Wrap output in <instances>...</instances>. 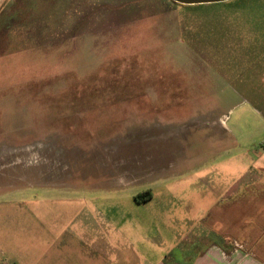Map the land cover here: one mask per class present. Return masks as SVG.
Returning a JSON list of instances; mask_svg holds the SVG:
<instances>
[{
	"label": "rangeland",
	"instance_id": "obj_1",
	"mask_svg": "<svg viewBox=\"0 0 264 264\" xmlns=\"http://www.w3.org/2000/svg\"><path fill=\"white\" fill-rule=\"evenodd\" d=\"M263 151L264 0H0L1 258L42 211L181 261Z\"/></svg>",
	"mask_w": 264,
	"mask_h": 264
},
{
	"label": "crops",
	"instance_id": "obj_2",
	"mask_svg": "<svg viewBox=\"0 0 264 264\" xmlns=\"http://www.w3.org/2000/svg\"><path fill=\"white\" fill-rule=\"evenodd\" d=\"M255 166L262 170L255 181L233 182L224 196L220 187L217 193L215 187L210 193L209 187L201 195L204 209L185 213L191 226L182 229L181 261L163 255L152 260L143 252L123 248L120 230L116 240L110 241L115 234L110 228L101 235H95L92 227L60 229V221L67 216L39 211L25 216L38 224L37 229L23 231L21 243L7 246L9 252L6 258L0 257V264H264V151Z\"/></svg>",
	"mask_w": 264,
	"mask_h": 264
},
{
	"label": "water",
	"instance_id": "obj_3",
	"mask_svg": "<svg viewBox=\"0 0 264 264\" xmlns=\"http://www.w3.org/2000/svg\"><path fill=\"white\" fill-rule=\"evenodd\" d=\"M173 1L181 5L196 6V5L226 3L232 0H173Z\"/></svg>",
	"mask_w": 264,
	"mask_h": 264
},
{
	"label": "trees",
	"instance_id": "obj_4",
	"mask_svg": "<svg viewBox=\"0 0 264 264\" xmlns=\"http://www.w3.org/2000/svg\"><path fill=\"white\" fill-rule=\"evenodd\" d=\"M148 197L151 198L152 197V194L151 193H147Z\"/></svg>",
	"mask_w": 264,
	"mask_h": 264
}]
</instances>
